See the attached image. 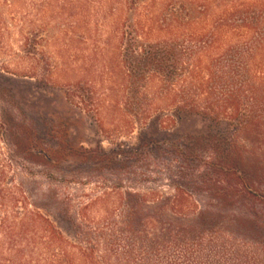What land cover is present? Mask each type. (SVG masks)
<instances>
[{
  "label": "trees",
  "instance_id": "16d2710c",
  "mask_svg": "<svg viewBox=\"0 0 264 264\" xmlns=\"http://www.w3.org/2000/svg\"><path fill=\"white\" fill-rule=\"evenodd\" d=\"M187 21L159 22L155 28L151 22L145 28L138 24L141 33L180 36L150 45L131 43L132 72L124 73L122 81L134 83L128 94L133 102L96 110L135 118L122 119L116 128L119 136L140 131L133 147L60 153L38 143L25 122L0 118L2 136L15 141L14 150L25 160L38 164L58 166L71 157L100 169L135 163L151 169L140 158L153 152L174 194L132 191L111 199L105 193L77 212L68 203L57 219L72 227L75 243L38 210L3 218L7 264H42V253L50 256L45 264H73L76 256L98 264L97 251L103 264H264V52L260 40H251L250 50L242 46L258 37L260 28ZM240 31L246 35L237 36ZM221 37L236 39L237 46L211 58ZM147 89L156 101H148ZM72 98L83 104L82 98ZM192 119H199L206 132L180 134L195 123ZM3 177L1 171L0 182ZM20 202L27 205L22 186L16 192L0 187V207Z\"/></svg>",
  "mask_w": 264,
  "mask_h": 264
},
{
  "label": "rangeland",
  "instance_id": "374dc122",
  "mask_svg": "<svg viewBox=\"0 0 264 264\" xmlns=\"http://www.w3.org/2000/svg\"><path fill=\"white\" fill-rule=\"evenodd\" d=\"M187 19L207 27L258 26V37L242 41V46L250 50L251 40H260L264 52V0H0V118L25 122L38 143L60 153L69 149L79 153L110 151L117 144L133 147L140 131L119 136L116 128L122 119L135 118L96 110L103 106L122 109L133 102L128 94L134 83L122 81L124 73L132 72L131 43L150 45L180 36L177 32L141 33L136 26L145 28L151 22L150 27L155 28L159 22ZM236 35L244 37L246 33ZM217 40V49L211 53L215 59L238 42L225 37ZM147 90L148 101H156L153 91ZM73 96L82 98L83 104ZM192 121L195 123L179 133L206 132L199 119ZM1 126L0 122V172H4L0 187L16 192L22 186L27 208L22 202L0 207V220L22 218L26 210H38L75 243L72 227L57 219L68 203L72 212H77L105 193L111 199L132 191L174 194L167 172L153 152L140 158L150 162L151 169L137 163L127 169H100L92 161L71 157L58 166L38 164L14 150L15 141L2 136ZM9 253L10 247L0 235V264H7ZM74 254L78 255L77 251ZM102 256L101 251L96 252L98 264H103ZM40 257L42 264L50 258L45 253ZM79 258L76 256L73 264H85Z\"/></svg>",
  "mask_w": 264,
  "mask_h": 264
}]
</instances>
